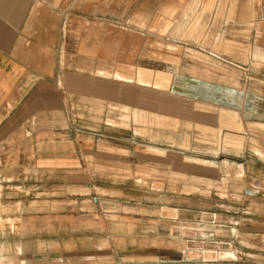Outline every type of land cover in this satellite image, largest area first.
I'll return each instance as SVG.
<instances>
[{
	"label": "rangeland",
	"instance_id": "obj_1",
	"mask_svg": "<svg viewBox=\"0 0 264 264\" xmlns=\"http://www.w3.org/2000/svg\"><path fill=\"white\" fill-rule=\"evenodd\" d=\"M175 43L180 54L171 60ZM145 46L141 62L156 71L110 69L107 77L89 60L67 57L66 125L51 120L55 133L34 136L0 133V264H264V246L219 205L236 184L218 183L219 167L203 162L221 156L212 160L219 141L200 125L203 105L186 100L196 87L170 73L178 64L181 75L194 69L201 77V40L152 38ZM123 106L146 113L137 119ZM50 139L75 143V151L68 143L58 152L81 159V178L29 167L47 156L33 146ZM224 143L241 146L230 134Z\"/></svg>",
	"mask_w": 264,
	"mask_h": 264
},
{
	"label": "crops",
	"instance_id": "obj_2",
	"mask_svg": "<svg viewBox=\"0 0 264 264\" xmlns=\"http://www.w3.org/2000/svg\"><path fill=\"white\" fill-rule=\"evenodd\" d=\"M167 24L170 30L164 32ZM152 38L201 40V77L194 69L192 76L181 75L178 64H170V73L196 87L184 93L186 100L203 105L200 125L219 141L212 148V160L221 156L218 163L203 162L219 167L218 183L236 184L231 198L219 199L220 207L232 208L240 216L233 217L234 225L264 246V0H0V133L34 136L55 133L51 120L66 125L67 57L89 60L107 77H114L110 69L156 71L141 62ZM170 48L171 60L178 58L181 47ZM73 68L82 69L80 64ZM102 108L96 105V117ZM122 110L128 116L135 111L137 119L146 113L130 106ZM227 134L241 146L226 145ZM45 142L39 140L32 152L43 150L47 156L31 158L29 167L81 178V159L58 152L68 143L75 151V143Z\"/></svg>",
	"mask_w": 264,
	"mask_h": 264
},
{
	"label": "bare ground",
	"instance_id": "obj_3",
	"mask_svg": "<svg viewBox=\"0 0 264 264\" xmlns=\"http://www.w3.org/2000/svg\"><path fill=\"white\" fill-rule=\"evenodd\" d=\"M233 140V139H232ZM239 144V143H238Z\"/></svg>",
	"mask_w": 264,
	"mask_h": 264
}]
</instances>
